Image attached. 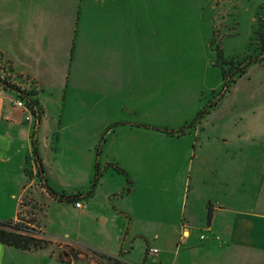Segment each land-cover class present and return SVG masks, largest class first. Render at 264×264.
Returning <instances> with one entry per match:
<instances>
[{"label": "crops", "instance_id": "0c3cea01", "mask_svg": "<svg viewBox=\"0 0 264 264\" xmlns=\"http://www.w3.org/2000/svg\"><path fill=\"white\" fill-rule=\"evenodd\" d=\"M58 1L0 0V77L6 68L23 89L30 78L42 109L27 122L14 106L20 94L0 87V221H17L27 199L42 209L43 234L62 248H91L125 264H264V81L243 100L219 104L215 118L190 131L187 148L159 154L166 165L156 167L151 146L162 136L153 123L112 128L103 99L74 96L69 79L85 72L77 52L69 65L76 22L59 19ZM112 60L121 63L122 54ZM37 155L42 180L30 177ZM49 188L76 199L59 201ZM0 264L99 263H63L54 249L0 243Z\"/></svg>", "mask_w": 264, "mask_h": 264}, {"label": "rangeland", "instance_id": "374dc122", "mask_svg": "<svg viewBox=\"0 0 264 264\" xmlns=\"http://www.w3.org/2000/svg\"><path fill=\"white\" fill-rule=\"evenodd\" d=\"M62 6L59 19L76 22L69 65L79 55V66L85 72L80 80L69 79V87L76 90L74 96L94 104L103 99L112 128H121L117 123L125 121L143 122L140 127L153 123L150 127L162 136L151 146L156 167L166 165V158L159 159V154L187 148L190 131L195 132L205 119L215 118L223 101L227 106L263 87L264 0H62ZM78 35L84 41L75 51ZM116 54H122L120 64L112 60ZM102 58L107 64L112 61L113 67L101 64ZM224 63H233L234 70L249 66L227 93L222 68L230 72L232 66ZM106 69L109 74L99 72ZM3 75L1 79L19 87L12 77ZM25 82L29 89L19 88L35 93L33 81L26 78ZM63 82L66 87L68 81ZM105 89L111 92L105 94ZM36 166L37 175L30 173L32 180L38 177ZM21 205L17 222L36 217L35 228L42 232L40 206L27 199ZM49 241L52 244L47 249L56 253L77 248H62L61 242Z\"/></svg>", "mask_w": 264, "mask_h": 264}, {"label": "trees", "instance_id": "16d2710c", "mask_svg": "<svg viewBox=\"0 0 264 264\" xmlns=\"http://www.w3.org/2000/svg\"><path fill=\"white\" fill-rule=\"evenodd\" d=\"M218 56H219V61L223 62L224 58L222 57V53H220ZM224 64H228L232 66V68L234 67L233 63H224ZM232 68H230V72L229 70L227 71V69L222 68L223 77L225 78L226 81L225 93L229 92L230 88L232 87V84L236 83L237 79L241 78L247 72L246 66L236 67L235 70L234 68L233 69ZM2 70L3 73L7 72L6 68H3ZM0 87L6 90L17 91L20 94V98L27 102L28 107L32 110L34 116H37V118L39 119L41 118L42 109L40 108L39 103L32 99V97H34V94L27 93L26 90H22L16 85H13L7 82L5 79H1V78H0ZM225 93L221 94V98H223ZM215 107H216V103L212 105L213 109ZM205 114L208 115L210 114V112H206ZM200 116L203 117L204 115L202 116V114H200ZM38 159L39 158L37 155L36 156L37 165H39ZM42 169L43 168H41V166H38V177L40 179L43 178ZM116 170L118 172L124 173V171H122L120 168H116ZM49 191H51V193L55 197H57L59 201H63V200L70 201L72 199H76V197L72 198V197H66L64 194H58L51 188H49ZM36 219H37L36 217L35 218L33 217L27 223H19L17 221H7V222L0 221V243L23 251H40L47 249L52 244V242L46 238L45 234H43L42 232L38 231L35 228L37 223ZM212 219H213V211L211 209L209 213V221H211ZM84 258H89V260H96L99 264H125L118 257L108 256L91 248H82V247L70 248L64 252L60 251L58 253V259L63 263L83 261Z\"/></svg>", "mask_w": 264, "mask_h": 264}, {"label": "built area", "instance_id": "2783aa9c", "mask_svg": "<svg viewBox=\"0 0 264 264\" xmlns=\"http://www.w3.org/2000/svg\"><path fill=\"white\" fill-rule=\"evenodd\" d=\"M14 106L18 109H22L23 111L26 112V121L27 122H34L35 121V116L32 112V110L28 107V104L25 100L21 99V98H17L14 101ZM31 173L33 175H37V166H36V162H33V167L31 168ZM76 207L78 209H85L86 205L83 202H77L76 203ZM204 238V237H203ZM152 253H158V250H152Z\"/></svg>", "mask_w": 264, "mask_h": 264}]
</instances>
